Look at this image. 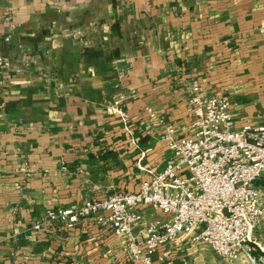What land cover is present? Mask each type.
<instances>
[{"label":"crops","instance_id":"1","mask_svg":"<svg viewBox=\"0 0 264 264\" xmlns=\"http://www.w3.org/2000/svg\"><path fill=\"white\" fill-rule=\"evenodd\" d=\"M0 53V264H138L92 218L32 225L138 191L175 159L166 126L193 133L196 94L227 97L236 128L264 122V0H0Z\"/></svg>","mask_w":264,"mask_h":264},{"label":"built area","instance_id":"2","mask_svg":"<svg viewBox=\"0 0 264 264\" xmlns=\"http://www.w3.org/2000/svg\"><path fill=\"white\" fill-rule=\"evenodd\" d=\"M8 65L0 53V66ZM190 102L193 133L176 138V127L166 126L162 139L175 159L151 173L138 191L47 210L32 229L73 228L92 218L103 230L123 238L126 257L138 264H156L159 250L182 236L206 242L225 258H237L242 252L251 255L258 245L253 230L264 214L262 191L256 184L264 177V122L236 128L231 103L224 96L196 94ZM145 110L156 116L151 107ZM117 112L126 124V114ZM141 206L168 218L147 221Z\"/></svg>","mask_w":264,"mask_h":264},{"label":"rangeland","instance_id":"3","mask_svg":"<svg viewBox=\"0 0 264 264\" xmlns=\"http://www.w3.org/2000/svg\"><path fill=\"white\" fill-rule=\"evenodd\" d=\"M258 181L264 207V177ZM252 237L258 245L251 255L242 252L237 258H225L218 255L206 242H194L190 238V241L182 246V251L174 253L168 261L160 260L157 255L159 252L155 255L154 261L156 264H264V214L253 230Z\"/></svg>","mask_w":264,"mask_h":264},{"label":"trees","instance_id":"4","mask_svg":"<svg viewBox=\"0 0 264 264\" xmlns=\"http://www.w3.org/2000/svg\"><path fill=\"white\" fill-rule=\"evenodd\" d=\"M260 179L262 180V178H260ZM260 179H259V180H260ZM256 184H257V185H259V184H260L258 180L256 181Z\"/></svg>","mask_w":264,"mask_h":264},{"label":"water","instance_id":"5","mask_svg":"<svg viewBox=\"0 0 264 264\" xmlns=\"http://www.w3.org/2000/svg\"><path fill=\"white\" fill-rule=\"evenodd\" d=\"M260 176H261V177L263 176V172L260 174Z\"/></svg>","mask_w":264,"mask_h":264}]
</instances>
